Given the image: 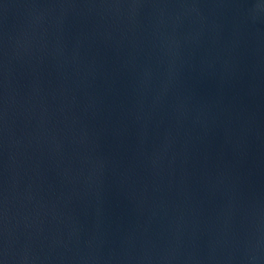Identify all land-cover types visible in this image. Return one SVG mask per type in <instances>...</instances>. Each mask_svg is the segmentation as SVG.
<instances>
[{"label":"water","instance_id":"water-1","mask_svg":"<svg viewBox=\"0 0 264 264\" xmlns=\"http://www.w3.org/2000/svg\"><path fill=\"white\" fill-rule=\"evenodd\" d=\"M0 264H264V0H0Z\"/></svg>","mask_w":264,"mask_h":264}]
</instances>
